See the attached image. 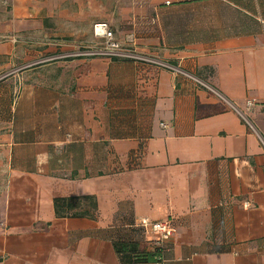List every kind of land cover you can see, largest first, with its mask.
<instances>
[{"label":"crops","instance_id":"obj_1","mask_svg":"<svg viewBox=\"0 0 264 264\" xmlns=\"http://www.w3.org/2000/svg\"><path fill=\"white\" fill-rule=\"evenodd\" d=\"M104 25L190 76L64 57ZM143 219L165 264H264V0H0V264H122Z\"/></svg>","mask_w":264,"mask_h":264},{"label":"built area","instance_id":"obj_2","mask_svg":"<svg viewBox=\"0 0 264 264\" xmlns=\"http://www.w3.org/2000/svg\"><path fill=\"white\" fill-rule=\"evenodd\" d=\"M168 5L171 3L167 2ZM105 29L104 32V43L99 48H87L83 51H78L76 53H71L70 55L64 56L65 58L70 57H106L110 59H121V60H131L137 63H146L148 65L154 66L156 68H162L169 70L175 73H182L186 76H190L189 74H185L183 71L178 69L175 65H171L168 62H164L160 59H155L149 57L147 55H141L137 53L135 50L130 48H125L117 39L115 34L108 29L107 25L103 26ZM63 58V57H61ZM196 81V77H192ZM137 226L144 231L145 238L147 240H152L155 242V246L160 248L162 252V257L160 258V262L158 264H165L166 255L170 251L169 244L173 240L175 235V228L171 221L164 220L160 221H152L143 219L137 223Z\"/></svg>","mask_w":264,"mask_h":264},{"label":"trees","instance_id":"obj_3","mask_svg":"<svg viewBox=\"0 0 264 264\" xmlns=\"http://www.w3.org/2000/svg\"><path fill=\"white\" fill-rule=\"evenodd\" d=\"M256 25L257 22L254 21L246 30L257 33L260 31V28ZM74 208L76 206L73 204L72 199L59 198L55 200L57 218H87L91 216L87 213L75 211L76 209ZM92 217L95 216L92 215ZM113 247L122 264H158L162 257L160 248L155 246L154 241L147 240L144 231L139 227L129 230H119L115 234Z\"/></svg>","mask_w":264,"mask_h":264},{"label":"water","instance_id":"obj_4","mask_svg":"<svg viewBox=\"0 0 264 264\" xmlns=\"http://www.w3.org/2000/svg\"><path fill=\"white\" fill-rule=\"evenodd\" d=\"M99 28H104V27H99ZM104 30V29H103ZM102 34H104V33H102Z\"/></svg>","mask_w":264,"mask_h":264}]
</instances>
